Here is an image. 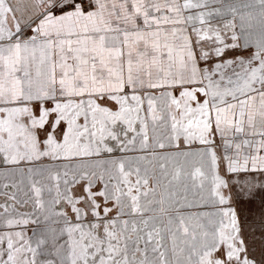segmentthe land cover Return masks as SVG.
<instances>
[{
	"label": "snow or ice",
	"instance_id": "1",
	"mask_svg": "<svg viewBox=\"0 0 264 264\" xmlns=\"http://www.w3.org/2000/svg\"><path fill=\"white\" fill-rule=\"evenodd\" d=\"M0 178V264H264V0H0Z\"/></svg>",
	"mask_w": 264,
	"mask_h": 264
},
{
	"label": "crops",
	"instance_id": "2",
	"mask_svg": "<svg viewBox=\"0 0 264 264\" xmlns=\"http://www.w3.org/2000/svg\"><path fill=\"white\" fill-rule=\"evenodd\" d=\"M144 153H141L139 150H138V146H137V150H135V151H129V152H127V153H121V152H119V151H115L113 154H111V155H109V156H106L105 158H107V159H112V158H119V157H121V156H124V155H128V156H136V155H143ZM3 183H4V180H3V178H0V202H2L3 201V199H4V189H3V187H2V185H3ZM12 189H9L8 190V195H11L12 194ZM179 191L180 192H182L183 191V189L181 188V189H179ZM21 195H22V193H21ZM191 193H189V198L191 199ZM22 211H24V210H27L26 208H22L21 209Z\"/></svg>",
	"mask_w": 264,
	"mask_h": 264
}]
</instances>
